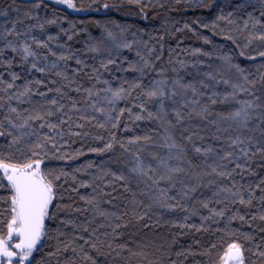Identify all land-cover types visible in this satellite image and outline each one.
<instances>
[{"label":"snow or ice","instance_id":"1","mask_svg":"<svg viewBox=\"0 0 264 264\" xmlns=\"http://www.w3.org/2000/svg\"><path fill=\"white\" fill-rule=\"evenodd\" d=\"M57 2L68 9L83 10L77 8L74 0ZM131 2L141 4V0ZM42 6L47 7L42 0H35L24 12L23 19L18 16L5 20L0 26V65L6 67L10 77L8 81L0 78V92L3 93L0 109L4 111L0 118V139L3 140L0 143V264H33L34 252L41 250L45 238L54 240L55 245L35 264H53V261L55 264H98L96 257H107L110 252L116 256L126 252L128 259L137 258L138 264H184L173 258L171 244L154 246L145 243L133 250L127 243H115L116 238L123 235L122 229L129 226L142 229L161 226L163 216L156 211L159 209L182 214V220L163 221L164 225L181 229V235L185 229L213 231L206 227L209 222L224 221V227L214 231L238 238L231 239L218 259L209 264H246V251L258 257L259 264H264V248L260 244L255 245V251L251 247L245 249V242H252L254 233L239 232L230 227L232 221L250 223L256 218L254 213L246 219L239 207L247 208L254 200L264 205V176L254 184H242L236 179L237 175H256L251 164L257 157L264 166V72L259 73L260 80L257 81L239 63H233L231 56L224 55L219 57L224 62L221 68L200 73L198 81L184 83L179 77L170 80L165 69L156 68L149 59L154 49L147 48V56L137 50L138 59L129 60L128 68L121 69L137 75L132 79L121 78L113 86L111 81L101 78L102 71L116 64L113 52L119 56L121 49L130 50L139 43L147 46L148 42L124 39V29L120 35L103 30L101 36L89 37L85 45V51L94 54L93 60L100 57L98 65L85 64L79 50L67 42L58 45L61 51H54L50 42L57 36L40 39L33 34V29L44 32L46 25L57 23L56 19L24 24L25 19L39 21L40 17L33 10ZM100 7L107 9L110 5L104 3ZM225 8L231 11L225 13ZM11 10L19 13L18 8ZM7 16V8L0 10V17ZM221 21L228 28L227 32L224 28L220 31L234 44L237 41L229 33H247L245 48L253 40L264 41V0H223L211 27L217 28ZM201 26L209 27L207 24ZM184 27L189 26L185 24ZM60 32L72 40L69 29L61 28ZM202 39L209 42L207 37ZM8 51L13 56H7ZM193 52L201 53V49H193ZM203 55L210 56L211 53L204 52ZM239 55L243 57L245 52L241 50ZM257 55L264 58V51ZM14 56L19 57L20 64L27 65L29 72L35 70L42 76L57 77L49 81L56 86L39 91L45 85L43 79L16 84L20 76L11 71ZM49 57L54 58L51 63ZM73 59L76 67L70 73L68 61ZM155 59L158 61L161 56L157 55ZM180 64L184 67L183 62ZM225 66L227 72L221 70ZM85 68L90 69V73ZM152 72L156 73L155 78L150 77ZM80 73L91 82L89 87L77 82ZM221 84L231 90L216 91L217 85ZM13 88L15 92H11ZM70 92L80 94L83 103ZM52 93L54 95L49 98ZM34 95L39 99L34 100ZM241 95L246 98H239ZM13 100L18 102L16 106H13ZM120 101L130 104L119 107ZM25 103L29 107H19ZM218 103L226 104L227 110H216ZM125 114L132 121H155L160 130L159 139L154 140L150 135L131 136L127 141L117 139L111 129L118 127ZM92 122L96 128L108 129L109 134L106 141L103 136H92L103 143V147H87L88 152L106 154L114 152L116 146L122 151L99 165L88 161L72 172L63 167L47 166L52 160L68 161L82 156L83 145L69 152V141L72 137H89L91 133L84 129ZM73 127L80 131H72ZM124 127L128 128L127 121ZM149 144H155L158 150L149 151L144 158L140 155L142 146ZM137 145L141 147L133 150ZM159 149L166 151L161 155ZM125 154L130 159H126ZM109 164L118 165L119 170L113 171L107 166ZM94 167L96 173L90 174L91 179L78 180L76 173ZM96 181L102 182L104 187ZM81 187L92 188V192L80 195L78 189ZM117 188L130 195H113ZM205 189L211 192L210 196L203 195ZM257 191L259 196L255 195ZM73 194L82 206L72 199ZM117 199L122 200V211ZM232 207H237V211H231ZM204 212L207 214H202ZM76 214L81 217L87 214V219L78 220ZM193 216H199V224L186 223ZM259 219L264 221V211L259 213ZM260 231L264 233V229ZM175 242L173 236L171 243ZM195 243L199 244V241ZM215 247V244H209L199 255L210 256ZM196 254L189 245L174 255L179 258ZM152 256L155 259L149 258ZM124 264H128V260H124ZM251 264L257 262L253 260Z\"/></svg>","mask_w":264,"mask_h":264},{"label":"trees","instance_id":"2","mask_svg":"<svg viewBox=\"0 0 264 264\" xmlns=\"http://www.w3.org/2000/svg\"><path fill=\"white\" fill-rule=\"evenodd\" d=\"M34 2L35 0H0V10L8 9V16L0 17V26L4 24L5 20L16 19L18 16L23 19L24 12L28 10ZM222 2L223 0H141V4H136L131 2V0H74L77 8L88 10L86 13L76 14L46 0H42V3L47 5V7L42 6L38 10H33L34 14L40 17V20L29 21L25 19L24 24L43 23V21L47 19H56L57 23L46 25L44 32H40L39 29H33V34L37 35L40 39H43L48 35L57 36L58 38L56 40L50 42V47H52L54 51H61V49L58 48V45L67 42V44L71 45L73 49L79 50L80 58L88 65H98L100 57L96 56L95 60H93L92 57L94 54L86 52L85 45L89 42V37H99L103 30L112 31L117 35H120L121 29H124L122 33L124 39L141 42L147 41V46L143 43H139L138 45L134 44L130 50L121 49L119 56L113 52V57L116 58V64L110 65L107 71H102L101 77L102 79H108L111 81L113 86H116L121 78L132 79L137 75L134 72L122 71L121 69L128 68L127 62L129 60L138 59L136 57L137 50L147 56V48L154 49V53L149 59L153 60L156 68L165 69V74L170 80L179 77L182 78V82L184 83L192 80L198 81L201 78L199 75L200 73L215 71L217 68H221V65H223L224 62L220 60L219 57L229 55L232 57L233 63H239L241 67H244L247 72L251 73L252 76L259 81V73L264 72V58L258 56L257 53L264 51V41L253 40L248 44V47L245 48L244 45L247 43V33H229L233 35L234 39L237 41V43L234 44L231 40L225 39V33L220 31L221 28H224L225 32H227L228 26L223 21L219 22L217 28H212V21L215 19L216 15L219 14L220 4ZM104 3H108L110 7L107 9L101 8L100 6ZM209 3L213 6H203L208 5ZM88 5H91V7L89 8ZM144 5H147V7H144ZM12 8H18L19 13L12 11ZM228 11H231V9H224L225 13ZM256 14L259 15V12L257 11ZM239 23L242 25L243 20L241 19ZM185 24L189 27L185 28ZM204 24L209 25V27H202L201 25ZM117 25L119 27H117ZM8 26L10 27L11 25L8 24ZM61 28L69 29L70 34H72L73 37L71 41L68 40L64 33L60 32ZM202 37H207L209 42L205 43ZM161 45H163L162 48ZM237 45H239V47H237ZM197 48L201 49V53L193 52V49ZM241 50L245 52V56L243 57L239 55ZM204 52L211 53V55L204 56ZM157 55L161 56V59L158 61L155 59ZM7 56H13V54L8 51ZM7 56L5 58H7ZM13 58L14 63L11 67V71L18 73L20 76L16 81V84L23 85L25 80L43 79L45 85L41 86L39 91H46L48 87L56 86L49 83V81L53 79H58L54 75L46 74L42 76L35 70L29 72L27 65L19 63L18 56H14ZM53 59V57H49V63H51ZM200 61H203V63H200ZM30 62L31 61H29V63ZM180 62L184 63V67H181ZM194 64L195 66H193ZM68 65V70L71 73V69L76 67L75 60L68 61ZM174 68L176 69L175 72L173 71ZM221 70L227 72L226 66ZM85 71L90 73V69L88 68H85ZM0 74H2L0 78L5 81L10 80L8 70L3 65H0ZM113 77H116V79H113ZM150 77L155 78L156 73H150ZM77 82L82 83L84 87H89L91 84L83 73L77 74ZM97 86L103 87V85ZM257 87H259V84ZM215 90L223 92L225 90L230 91L231 89L226 88L221 84L217 85ZM15 91V88L11 90V92ZM70 94L83 103L80 94L75 92H70ZM0 95H3V93L0 92ZM52 95H54V93L49 94V98H51ZM189 95H191V93H189ZM239 98L244 99L246 97L241 95ZM33 99H39V97L34 95ZM17 103L18 102L15 100L12 101L13 106H16ZM129 104L130 102L125 101L118 102L119 107H127ZM19 107L27 108L29 105L25 103L20 104ZM134 110L139 111V109ZM216 110H227V105L218 103ZM92 114L97 115L98 119H103L99 114ZM3 115L4 111L3 109H0V118H2ZM143 115L146 116L147 113H143ZM125 121L128 123L127 129L124 127ZM194 122L200 123L199 121ZM201 127H203V124H201ZM44 131H47V129H44ZM65 131H67V127H65ZM72 131H80V129L73 127ZM84 131L90 132L91 135L86 139L72 137L69 141L71 147L68 149L69 152L75 151V149L81 148L83 145L84 154L82 156L68 161L52 160L47 166L63 167L66 171L72 172L73 169L88 161H92L94 165H99L101 161L108 160L109 157H115L122 151L119 146H116L114 152L106 154L88 152L87 147H103V143L92 139V136H103L106 141L109 130L96 128L95 122H92L85 127ZM111 131L116 133L117 139L123 138L124 141H127L131 136L144 135H150L154 140H158L160 135V130L155 121L149 119L132 121L128 120L127 114L124 115L118 127L111 129ZM72 140H74L75 143H72ZM0 143H3L2 139H0ZM137 147L141 146H133V150ZM157 150L155 144L143 145L140 155L147 158L149 151ZM159 151L161 155H163L166 150L159 149ZM125 158L130 159L128 154H125ZM107 166L113 171L119 170L118 165L109 164ZM251 168L256 173L255 176L245 175L241 177L240 175H237L236 179L242 184H254L264 176V166H262L259 157L254 159ZM95 173L96 168L94 167L88 169L86 172L76 173V175L78 180H89L91 179L90 174ZM109 179H111V177H109ZM68 183L71 184V181L69 180ZM96 183L100 184L101 187H104L102 182L96 181ZM112 187H116V185H113ZM133 187H135V185H133ZM105 190L111 191L109 188H106ZM78 192L80 195H87L92 192V188L81 187L78 189ZM118 194L121 196L130 195L123 193V190L120 188H117V191L113 193V195ZM203 195L210 196L211 192L205 189L203 190ZM255 195L259 196V191H257ZM105 198L107 199V197ZM72 199L76 201L77 205L82 206V202L78 200L75 194L72 195ZM116 203L121 205L120 210L122 211V200L117 199ZM105 207L112 209L111 205H105ZM156 211L163 216V220L160 221L161 226H153L150 229H142L139 228V226H129L122 229L123 235L116 238L115 243H127L133 250H137L138 245L145 243H152L154 246H160L161 244L167 246L171 244L173 258L178 261H184V264H209L211 260L218 259L219 254L223 252L224 247L231 241V239L238 238L236 236H229L214 231L217 228L224 227L223 220L218 223L209 222L206 225V227L213 231L196 232L195 230L188 231L185 229L183 230L184 234L181 235V229L163 224L164 220H182L183 216L181 213L167 212L163 209ZM231 211H237V207H232ZM239 211L242 215L246 216V219L251 217L254 213L256 214V218L251 220L250 223H242L239 220L232 221L230 227L233 229H239V232L254 233L253 241L245 242V249L251 247L253 251H255L256 244H260L261 247L264 248V233L260 231V229H264V221L259 219V213L264 211V205H261L259 201L254 200L253 204L247 208L239 207ZM202 214L206 215L207 213L204 212ZM76 216L78 220L87 219V214L83 217L79 214H76ZM153 218L155 219V217ZM97 222H99V220ZM145 223H148V221L145 220ZM186 223L199 224V216L190 217ZM0 227H2V225H0ZM50 227H55V225H50ZM68 230L71 231L70 228ZM101 231H103V229H101ZM173 236H175V243H171ZM196 241H199V244L195 243ZM209 244L216 245V247L211 250L210 256H200V251L203 248H207ZM54 245V240L45 238L43 244L40 245L41 250L34 252L33 264H35L36 260L40 259V257L50 251ZM189 245L192 246V251L197 253L196 255L179 258L175 257L174 254L176 251L188 248ZM105 250L107 251V249ZM68 254L71 255V252L69 251ZM245 257L246 264H251L253 260L259 264V258L253 256L252 253L246 251ZM149 258L155 259L154 256ZM96 259L98 264H105V262L106 264H124V260H128V264H138L137 258L128 259L126 252H121L120 256H116L114 252H110L107 257L98 256ZM53 264H55V261H53Z\"/></svg>","mask_w":264,"mask_h":264},{"label":"rangeland","instance_id":"3","mask_svg":"<svg viewBox=\"0 0 264 264\" xmlns=\"http://www.w3.org/2000/svg\"><path fill=\"white\" fill-rule=\"evenodd\" d=\"M46 1H48V2H50L52 4H54V5H56L58 7L67 9L68 11H70L72 13H76V14L86 13L88 11L86 9H83L81 11H76V10H73V9H68L66 5L58 3L57 0H46Z\"/></svg>","mask_w":264,"mask_h":264},{"label":"flooded vegetation","instance_id":"4","mask_svg":"<svg viewBox=\"0 0 264 264\" xmlns=\"http://www.w3.org/2000/svg\"><path fill=\"white\" fill-rule=\"evenodd\" d=\"M13 242H15V241H13Z\"/></svg>","mask_w":264,"mask_h":264}]
</instances>
